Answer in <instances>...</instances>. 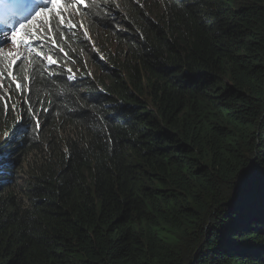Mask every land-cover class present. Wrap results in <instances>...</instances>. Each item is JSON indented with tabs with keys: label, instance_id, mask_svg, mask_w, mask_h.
I'll use <instances>...</instances> for the list:
<instances>
[{
	"label": "trees",
	"instance_id": "trees-1",
	"mask_svg": "<svg viewBox=\"0 0 264 264\" xmlns=\"http://www.w3.org/2000/svg\"><path fill=\"white\" fill-rule=\"evenodd\" d=\"M68 13L0 53V264H264V0Z\"/></svg>",
	"mask_w": 264,
	"mask_h": 264
},
{
	"label": "snow or ice",
	"instance_id": "snow-or-ice-1",
	"mask_svg": "<svg viewBox=\"0 0 264 264\" xmlns=\"http://www.w3.org/2000/svg\"><path fill=\"white\" fill-rule=\"evenodd\" d=\"M73 0H68V3H72ZM75 2L78 5H82L84 7H87V3L86 0H75ZM67 11V3L66 0H42V4L37 6V9L34 11V15L35 17L39 18L42 16V14L47 13L48 14V22H47V31L49 32H54V28L55 25L52 24V20H56L60 25H64L66 22L65 19V12ZM77 11H79V7L77 8ZM71 15L72 13H68V23L71 25V27L75 28L76 25L71 23ZM40 23H44L43 20L40 21ZM82 27V25H81ZM20 28L23 29L25 28V24H21ZM44 31V29L41 28H37L36 32H42ZM25 35H29L27 32H25ZM52 43L54 46L59 47V45L56 43V38L55 35H53L51 37ZM4 42H8V39L5 38ZM11 42L12 43H17V33H13V36L11 38ZM21 43L24 44L25 47H27L28 45V41H21ZM62 50V49H61ZM42 55V53H41ZM48 61L50 63H55L56 61L52 58V56H48L47 57ZM11 63L13 65H15V60L11 61ZM7 77L12 84L14 85V87L17 89V91H22L24 89V83L22 80H17L16 77L14 76V74L12 72H4V71H0V88H3V78ZM28 91L30 92L31 89L30 87L28 88ZM10 96V93L8 94ZM6 108L9 107V105H5ZM12 110H15V106H10ZM29 111L31 112L33 118L35 119L37 126H39V117L36 114L34 109H29ZM20 120H22V117L20 119H18V123H17V127L19 126ZM8 140V134L5 135V141ZM251 171L250 168H245L244 170H242V172L240 173V177H244L247 173H249Z\"/></svg>",
	"mask_w": 264,
	"mask_h": 264
},
{
	"label": "clouds",
	"instance_id": "clouds-1",
	"mask_svg": "<svg viewBox=\"0 0 264 264\" xmlns=\"http://www.w3.org/2000/svg\"><path fill=\"white\" fill-rule=\"evenodd\" d=\"M90 1L91 0H86L87 5H89ZM40 4H42V0H0V29L3 25H4V27L2 30H4V31H6V29H9V27H12V28H10V31L5 34V36L7 37V35L9 33H11L15 28H17L19 26L21 21L23 19H25V16L27 14H29L30 7H35V6L40 5ZM76 4L77 3L75 2V0H73V2L67 6V11L65 12L64 15H65V19H66L67 13L69 11H71L74 24L76 25L75 29L80 30L84 27V25L81 22V20H79L80 23L78 22L76 14H77V8L78 7H84V6L77 4V6L75 7ZM43 15L47 16L48 14L44 13ZM71 21H72V18H71ZM14 22H15V24H14V26H12L11 24H13ZM64 25H66V22ZM81 25H82V27H81ZM78 26L80 28H78ZM57 49L62 54H64V48L62 46L58 47ZM32 53H35L36 55H39L42 53V55H45V59H46L47 63H50L47 59L48 56H52V58L56 61V58L53 55V53H50L49 51L41 52V51L33 50ZM25 54L26 53H24V55ZM99 57H101V56H99ZM50 64H53V63H50ZM12 72L14 74V69L12 70Z\"/></svg>",
	"mask_w": 264,
	"mask_h": 264
},
{
	"label": "rangeland",
	"instance_id": "rangeland-1",
	"mask_svg": "<svg viewBox=\"0 0 264 264\" xmlns=\"http://www.w3.org/2000/svg\"><path fill=\"white\" fill-rule=\"evenodd\" d=\"M42 16L44 17V15H42ZM42 16L39 18L33 16L35 18L34 19L31 18L32 20L29 21L28 23H26V22L22 23L21 22L20 25L25 24V28L21 29L20 25H19L11 33H9L7 35V37L5 36V34L10 31V28H9V30L6 29V31L2 30V28H1L0 29V44H1L0 45V53H4L6 56L10 55L12 58H18V57H20V53H24L27 50H29V43H28L27 47H25L24 44L21 43V41H28L31 44L46 41V38L49 41L50 39H49L48 34L45 30L42 32H36L37 28L44 29V25H45L46 21L44 19H41ZM39 19L43 20L44 23L43 24L40 23L41 20H39ZM78 28H80V27L78 26ZM25 32H27L29 35H25ZM13 33H17V43H15V44L11 42V38L13 36ZM5 38L8 39V42H4ZM41 46H43V45L40 44L39 47H41Z\"/></svg>",
	"mask_w": 264,
	"mask_h": 264
},
{
	"label": "bare ground",
	"instance_id": "bare-ground-1",
	"mask_svg": "<svg viewBox=\"0 0 264 264\" xmlns=\"http://www.w3.org/2000/svg\"><path fill=\"white\" fill-rule=\"evenodd\" d=\"M41 5V4H40ZM37 6H39V5H37ZM37 6H35V7H30V9H29V14H27L26 16H25V19H23L21 22L22 23H24V22H26V23H28L29 21H31L32 19H34L35 17H33V16H35L34 15V11L37 9ZM31 14V15H30ZM32 18V19H31ZM14 24H15V22L13 23V24H11L12 26H14ZM20 25V24H19ZM3 27L4 26H2L1 28L3 29ZM9 28H12V27H9ZM9 30V29H8ZM1 45V44H0ZM10 65H12V63H10Z\"/></svg>",
	"mask_w": 264,
	"mask_h": 264
}]
</instances>
